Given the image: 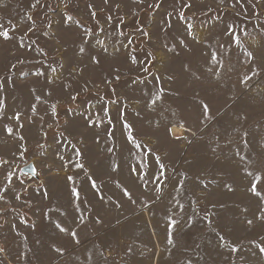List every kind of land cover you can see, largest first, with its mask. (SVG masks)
<instances>
[{"label": "rangeland", "instance_id": "1", "mask_svg": "<svg viewBox=\"0 0 264 264\" xmlns=\"http://www.w3.org/2000/svg\"><path fill=\"white\" fill-rule=\"evenodd\" d=\"M261 248L264 0H0V264Z\"/></svg>", "mask_w": 264, "mask_h": 264}, {"label": "bare ground", "instance_id": "2", "mask_svg": "<svg viewBox=\"0 0 264 264\" xmlns=\"http://www.w3.org/2000/svg\"><path fill=\"white\" fill-rule=\"evenodd\" d=\"M172 130H173V132L175 134H178L180 136H183L185 134V129L183 127L179 126V125L178 126H174L172 128Z\"/></svg>", "mask_w": 264, "mask_h": 264}, {"label": "snow or ice", "instance_id": "3", "mask_svg": "<svg viewBox=\"0 0 264 264\" xmlns=\"http://www.w3.org/2000/svg\"><path fill=\"white\" fill-rule=\"evenodd\" d=\"M4 36L5 37H7L8 36V33L7 32H5L4 33ZM205 109H207V106L205 105ZM10 131V130H9ZM71 179V178H70ZM253 192H256L257 191V188H256V184H253V186H252V189H251ZM249 223H251V221H249ZM62 230H65V229H62ZM72 235L73 236H75L76 235V233L75 232H73L72 233ZM261 251H264V248H261Z\"/></svg>", "mask_w": 264, "mask_h": 264}, {"label": "water", "instance_id": "4", "mask_svg": "<svg viewBox=\"0 0 264 264\" xmlns=\"http://www.w3.org/2000/svg\"><path fill=\"white\" fill-rule=\"evenodd\" d=\"M33 170H34L33 164H30L29 166L24 168V171H26V172H33Z\"/></svg>", "mask_w": 264, "mask_h": 264}]
</instances>
